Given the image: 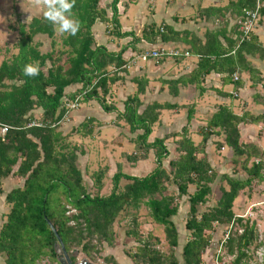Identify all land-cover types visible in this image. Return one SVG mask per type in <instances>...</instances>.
Returning a JSON list of instances; mask_svg holds the SVG:
<instances>
[{
    "label": "trees",
    "instance_id": "obj_1",
    "mask_svg": "<svg viewBox=\"0 0 264 264\" xmlns=\"http://www.w3.org/2000/svg\"><path fill=\"white\" fill-rule=\"evenodd\" d=\"M104 0H75L73 12L80 22L75 36L67 35L62 44L64 50L56 57L55 50L42 53L37 36L54 39L56 31L44 19L34 18L26 27L21 25L20 38L16 44L17 54L11 61H3L0 66V124L12 129L5 141L0 138V199L5 195L3 183L7 179H19L23 184L6 194L5 205L8 212L0 228V253L5 264H61L56 245L61 239L65 251L73 264L78 263L77 254L87 258L101 255L104 245L116 246L115 224L133 210L132 228L126 237L136 242L134 250L126 251V256L134 264H203V256L213 240L217 225H230L234 221L235 230L225 246L232 257L229 264H250L260 249L256 225L242 218H236L234 203L241 191L253 182L264 179V151L251 143L241 140V125H258L264 122V115L249 113L237 114L230 105L220 104L206 126L198 129L201 140L195 144L190 138V124L194 107L188 110L187 124L178 132L156 138L149 142L153 127L162 117V112L174 110L170 103H153L142 113L139 99L146 91L147 79L133 78L137 91L124 102V112L119 113L112 104V88L122 81L121 74L127 72L128 60L124 54L129 50L138 51L137 45L143 40L155 45L185 43L190 55L198 57L197 67L188 76L169 80L171 92L179 84L197 85L211 73L224 76L223 84L232 85L234 93L244 88L240 77L235 74L256 72L250 59L264 62V46L258 36L251 34L248 40L238 44L240 34L236 28L235 37L228 39L221 30H207L203 38L189 32H176L166 24H150L143 27L138 37L134 32H123L118 6L120 0H111L108 8L102 6ZM261 4L259 23L264 24V0H233L238 17L244 10H253ZM214 8L201 10L207 17L215 13ZM108 11L111 12L109 16ZM106 25L109 36L119 40L130 39L118 51H110L98 44L93 28L96 23ZM223 26L221 29H224ZM220 29V28H219ZM221 38L224 39L223 44ZM234 52V53H233ZM65 57L64 62L62 63ZM178 60V59H177ZM26 64L39 67V74L27 77L23 74ZM239 76V75H238ZM71 86H81L80 95L85 102H97L105 113H118L133 133L142 130L137 137L143 152L141 160H146L150 150L155 152L156 168L144 177L125 175L120 171L113 178V191L109 196H92L87 192L81 171L78 169V146H70L66 137L53 128L52 123L64 115L61 107ZM231 98L232 94H225ZM260 98V96H256ZM42 111L40 117L36 111ZM41 120L44 127H28L34 120ZM92 120L83 122L74 129L76 134L87 136L94 132ZM224 136L226 146L241 161L246 173L244 179L227 174L219 175L206 158L208 143L212 137ZM169 139L174 140L177 157L169 162L170 170L164 161L170 153L166 147ZM137 162L139 159L130 156ZM101 174L96 175V186H101ZM220 179L229 189L221 186V198L217 206L201 212L199 207L207 203L212 193V184ZM127 183L121 186V181ZM168 185H175L176 196L168 193ZM196 187L193 194L189 188ZM188 197L189 216L185 229L189 236L182 247L181 261L177 257L180 235L173 218L178 215V201ZM142 206L149 210L150 218L164 228L168 245L162 251L161 241L151 234L143 237L136 215ZM241 230V232H239ZM106 264H118L113 256H105Z\"/></svg>",
    "mask_w": 264,
    "mask_h": 264
},
{
    "label": "rangeland",
    "instance_id": "obj_2",
    "mask_svg": "<svg viewBox=\"0 0 264 264\" xmlns=\"http://www.w3.org/2000/svg\"><path fill=\"white\" fill-rule=\"evenodd\" d=\"M177 1L178 0H121V4H119L121 5V12L125 9L126 11L124 13L126 15L129 14L128 18L123 19L127 25L126 32H141L144 26L153 24L150 20L153 14L160 17V21L155 19L157 22L159 21V25L160 22L161 24H165L162 22L167 20L174 23V16L176 17V20H178V18H183L180 16H184L187 20V25L191 21H195V23L192 22L191 25H188L189 29H193L198 32L202 31L201 33L203 34L206 29L208 30L211 28V26H195L198 24L196 21L198 19L196 8L199 6V0H192L190 2L194 7V11L189 10V14L186 13L185 15H182L181 12L176 11L171 18L170 16L168 17V15L164 16L165 13L168 14L177 10L179 5H175ZM180 2H182L183 6H186L188 9L190 4L187 3L186 0H181ZM110 3L111 0H104L102 2V6L108 8ZM167 5L174 7L170 9ZM44 10L43 0H0V66L3 61H11L17 54L18 51L16 49V44L20 38L19 29L21 25H25L27 27L34 18L43 17ZM141 12L143 17H141ZM196 27L199 29L197 30ZM255 29L262 30L264 40V24H261L258 21ZM94 32L96 34L95 39L97 43L106 46L111 51L120 50L125 44H128L126 43L128 42L127 40H130L126 39L122 43V40L109 36L106 31V27L104 25H100V23H96ZM66 36V34H61L56 31L54 39H50L46 36H37L34 39V42L39 44L42 53H48L55 50V56L58 57L60 52L64 50L62 42ZM164 45L165 44L159 43L158 45H148L142 47V44L136 48L138 51H133V49L127 51L129 54L133 51V55H125L129 62L127 72L121 74L122 81H119L112 88L115 100L111 99V102L119 113L124 112L125 100L129 96H133L137 91V85L132 82L133 78H142V74L147 72L149 69L151 70L149 80L155 82L154 84L157 85V88L162 86V90H167L168 93L171 91L170 85L164 82L178 76V72L181 67H179V65L176 66L177 61L182 62L186 57L179 58L178 60L165 59L158 62L155 60H148L145 62L139 58L141 53ZM172 48L181 51L186 50L184 46H182V43L174 45ZM62 59L63 63L65 57H62ZM188 60L197 62V59L194 58H189ZM250 64L255 68L256 72L238 73L241 82L244 84L245 90L243 89L242 93L241 91H236L235 95V91L230 86V89L227 90L226 94H232V97L225 98L224 104L230 105L237 114L249 113L253 116H260L264 115V62L258 58H254L250 59ZM162 65H167L170 69L162 72L159 68ZM175 70L176 72H174ZM229 91H232L233 93H229ZM193 93H197L198 95L201 92L198 89H194ZM77 96H79V93ZM256 96H260V98H256ZM169 97L166 98L170 99ZM198 99L200 98H197L196 100ZM215 100L217 99L211 95L210 99L203 101V105L210 109L208 112L206 111L207 113H202L201 111L199 117L197 116L199 126L193 127L194 131L191 130L189 133V138L195 144H198L201 140V136L197 130L202 126H206L211 115L217 111L219 103H216ZM87 103L88 102L83 101L82 98L78 113L85 114V112H87L90 108L89 112L92 119V127L94 128V132L92 134H88L87 136L76 134L74 131L76 127H73L71 124H65L67 126L63 125L58 128H60L59 131L63 136H67L66 142L68 145L78 146L80 150L78 153L77 166L82 173L83 182L87 192L92 196H109L113 191V178L119 171L125 175L136 177H144L151 173L157 166L155 161V152L154 150H150L147 159L141 160L140 158L142 157L143 152L139 147L140 143L137 141V137L141 135L143 131L137 130L133 133L130 126L124 120L117 117L118 113H105L97 102H94L91 107L88 108ZM142 104L143 106L139 109V113H142L144 108L150 105L147 100H144ZM197 105L198 103L194 104V106ZM190 106L191 105H188L183 112H180V108L162 112L161 120L153 127V134L151 135L149 142H153L156 138H163L169 133L180 131L187 124V111ZM106 117L109 118V121L105 120ZM87 120L88 119H85V121ZM72 124H77L75 117ZM98 125L103 126H99L101 128L98 130ZM240 130L241 140L243 143L254 144L264 151V122H261L258 125H241ZM224 138V136H214L211 138L208 144L206 158L211 162L214 171L219 175L227 174L233 178L244 179L246 177V173L241 166L242 160H238V163L235 162L237 159L233 155V152L226 146ZM166 147L169 150L170 155L164 161V167L167 170H170L169 162L177 157L174 140L169 139L166 143ZM130 156H135L139 160L137 162H133L129 159ZM98 174L102 175L100 187L95 185L96 175ZM126 183L127 182L125 180H122L121 186ZM221 186L229 189V185L226 182L221 184L218 177L215 183L212 184V193L209 196L207 203L199 207L200 213L217 206L222 195L220 190ZM11 187L12 186L8 185V181H4V191L7 192L11 189ZM195 191V186H191L189 188L190 195ZM168 193L176 196L178 194L177 187L175 185H168ZM2 198L0 199V228L5 221V214L8 212V207L5 205V202L3 201L1 204ZM178 204V215L173 218V221L176 224L180 235V246L177 250V257L181 261L182 247L189 236L185 229V222L189 216L188 197H184L179 200ZM233 211L238 218H242L244 221H264V179L262 182H253L250 187L240 192L239 197L234 203ZM134 213L136 212L130 210L128 216L122 217V219H120L114 227L117 235V249L114 252H109V254L115 253L120 264H132V261L126 256V251L134 250L136 242L133 238L126 237V231L132 228V215H134ZM149 213L148 208H146V206H142L136 214L140 223L139 231L143 237H147L151 234L155 238H158L161 241V250L166 252L168 245L165 239L164 228L160 225H156L150 218ZM230 225L216 226L211 245L203 256V264H216L217 261L218 264L230 263L232 257L227 255L225 248L219 253L220 246L226 232L230 229ZM232 230H235V225ZM239 232H241V230H239ZM105 248H109L107 244L104 245V252L101 255H93L91 258H87L81 253L77 254V264H106L104 257L109 254L106 255ZM4 263V256L0 253V264ZM41 264H50V262L46 260Z\"/></svg>",
    "mask_w": 264,
    "mask_h": 264
},
{
    "label": "crops",
    "instance_id": "obj_3",
    "mask_svg": "<svg viewBox=\"0 0 264 264\" xmlns=\"http://www.w3.org/2000/svg\"><path fill=\"white\" fill-rule=\"evenodd\" d=\"M180 1L181 0H178L177 3L175 4V5L179 4L177 7V10H174L172 13H168V14L165 13L164 16L168 15V17L170 16V18H171L176 13V11L181 12L182 15L183 14L185 15L186 13L189 14V10L194 11V9H193L194 7L190 3L192 0H186L187 3L190 4L188 9L186 6H183L182 2H180ZM231 1H233V0H199V6L196 8V12L198 15V19L196 21L198 24L195 26H197V27H202V26H208L209 27V26H211V28H209L208 30H214V31L221 30V33L225 34V37H227L228 39L234 38L235 34H236L235 32H236V28H237V20L240 16L238 17L237 13L235 12L234 7L230 4ZM120 4H121V0H120ZM120 7H121V5H119V14H120L119 19H120V23L122 26V31L126 32L127 31V25L125 24L123 19L128 18L129 14L126 15L124 13L126 11L125 9L121 12ZM167 7H169L171 9L174 6L167 5ZM123 8H125V7H123ZM209 8L215 9L214 10L215 13L213 15L207 17L206 14H201V10L209 9ZM109 12L110 11H108V13ZM109 16H111V12H110ZM141 17H143L142 12H141ZM180 17H183V18H180V19L178 18V20H176V17L174 16L173 17L174 23L169 21V20L162 22V23H165L166 25L173 27V29L176 32H189V33L196 35L199 38H203L207 29L204 31L203 34L201 33L202 31L198 32L196 30L189 29L188 25H191L192 22L195 23V21H191L187 25V20L185 19V17L184 16H180ZM155 19H158L160 21V17H158L156 14H153V16H152V18H150V20L152 21L153 24L159 25V21L157 22ZM97 23H99V22H97ZM160 24H161V22H160ZM100 25H104V24L100 23ZM104 26L106 27V25H104ZM223 26H225V28L221 29ZM198 29L199 28H197V30ZM93 31H95V26L93 28ZM254 34L256 36H258L259 41L264 46L262 30L261 29H259V30L255 29ZM94 35L96 36L95 32H94ZM140 35H141V32L137 31L136 36L139 37ZM125 40L126 39L122 40V43ZM221 40H222L223 44H225L224 39L221 38ZM127 41L129 42L130 40H127ZM128 42H126V43H128ZM159 43H161V42L158 40L157 44H155V45H158ZM124 44H125V42H124ZM142 44H143L142 47H145L148 45H153V44L147 42L146 40H143L137 46H141ZM179 44L180 43H172L171 42V43L165 44L164 46L172 47L174 45H179ZM114 45H115V43H114ZM182 46H184V48L186 50L188 49V46L185 43H182ZM129 50H131V49H129ZM126 54H129V53L126 52L124 54V58L127 60V58L125 57ZM129 55H133V51H131V53ZM189 58L197 59V62H194L193 60L189 61L188 60ZM198 61H199V59L195 55H190L189 57H186L182 62L177 61L176 66L179 65V67H181L180 71L178 72L179 74L176 78L169 79V80H178L181 77L188 76L197 67ZM159 68L161 69L162 72L168 71L170 69V67L167 65H162ZM172 70H174V69H172ZM150 71L151 70L149 69L147 72L142 74V78L147 79L148 85L146 87L145 93L139 97L141 103H143L144 100H147L148 103H150V105H152L153 103H160V104L170 103V104H173L176 106L175 109L180 108L179 109L180 112H183L188 105L193 106L194 107V115H193V119L191 121L192 125L190 124V131L191 130L194 131L193 127L199 126L197 116L199 117V114L201 113V111H202V113H207L208 110L210 109L207 106L203 105V101L210 99V96L212 95L214 98L217 99V100H215L216 103H219V105L224 104V101L226 98L225 94H226L227 90L230 89L229 88L230 86L233 89L232 85H224L223 84L224 76H222L221 74H218V73H211L209 76H207L205 78V81L201 83L200 87H198L197 85L179 84V86L175 92V95H173L171 91L168 93L167 90H165V91L162 90L163 89L162 86L160 88H157L156 87L157 85L154 84L155 82H152L149 80L150 79L149 76L151 75ZM174 72H176V70ZM167 82H164V83H167ZM80 89H81V86H71V87L67 88L66 95L67 96L75 95V98H76V97H78L77 94L79 93L78 91H80ZM194 89L200 90L201 93L198 95H197V93L194 94L193 93ZM119 90H120V88H119ZM170 90H171V87H170ZM242 90H240L241 93L243 92ZM229 93H233V92L229 91ZM111 94H112L111 95L112 100H115L113 91H111ZM79 96H80V93H79ZM166 97H169L170 99H167ZM197 98H200V99L196 100ZM94 102L95 101L88 102L87 103L88 108L91 107V105ZM196 103H198V105L194 106V104H196ZM142 106H143V104H142ZM191 106L188 107V110L191 108ZM79 110H77L75 113L72 114L71 121L67 125L71 124L73 127L77 128L83 122H85V119L92 120L91 116H90V112H89L90 108L87 110V112H85V114H79L78 113ZM144 110H145V108H144ZM166 111H172V110H166ZM187 113H188V111H187ZM35 114H36V116L40 117L42 115V111L41 110L36 111ZM74 117L77 120V124H72ZM105 120L109 121V118L106 117ZM67 125H65V126H67ZM92 126H93V124L91 125V127ZM99 126H103V125H98V127ZM100 128L101 127H99L98 130ZM152 134H153V132H152ZM6 181H8V185L12 186V187L7 192L5 191V195L3 196L2 200H1V204L3 203V201L5 202L6 194L9 191H11L12 189L17 188L23 184V181L19 180V179L10 178V179H7ZM11 182H13V183H11ZM256 221L257 220H252L250 222L254 223L256 225L257 232L259 235V241H260L259 243L261 244V247L257 251L254 259L251 261L250 264H264V221H260V220H258L257 222ZM116 249H117V246L114 248H112V247L105 248V253H106V255H108L109 252H114ZM109 256H113L115 258V260L118 262V264H120L119 260L117 258V255L115 253H110ZM132 264H134V263L132 262Z\"/></svg>",
    "mask_w": 264,
    "mask_h": 264
},
{
    "label": "built area",
    "instance_id": "obj_4",
    "mask_svg": "<svg viewBox=\"0 0 264 264\" xmlns=\"http://www.w3.org/2000/svg\"><path fill=\"white\" fill-rule=\"evenodd\" d=\"M260 9H261V4L258 2L257 6L253 10H244L243 14L238 18L237 20V28L240 34V38L238 41V44L248 40L251 36V34L254 32L256 25L260 19ZM234 53V52H233ZM190 54L186 51H181L177 50L172 47H167V46H161L156 49L148 50L146 52H143L139 55V58L142 61H148V60H155V61H160V60H165V59H179V58H185L189 57ZM234 81L239 80V76L235 74L233 76ZM236 95V93H234ZM82 101L81 96L76 97L74 100L67 99L64 101L61 110L64 111V115L59 121H56L51 124L53 128H57L60 126H63L65 124L70 123L72 114L76 112L80 108V103ZM46 124L41 121V120H34L32 121L28 127H44ZM12 129V127L4 124H0V138L4 142L7 133ZM236 218H238L236 216ZM234 221L230 225V229L226 232L225 237L222 241V244L220 246L219 253L221 252L222 249L225 248L230 235L232 233V229L234 228ZM218 264V261L216 262Z\"/></svg>",
    "mask_w": 264,
    "mask_h": 264
},
{
    "label": "clouds",
    "instance_id": "obj_5",
    "mask_svg": "<svg viewBox=\"0 0 264 264\" xmlns=\"http://www.w3.org/2000/svg\"><path fill=\"white\" fill-rule=\"evenodd\" d=\"M43 17L53 27L54 31L69 36H75L80 29V22L75 17L73 8L75 0H43ZM23 74L27 77H35L39 74V67L34 64H26Z\"/></svg>",
    "mask_w": 264,
    "mask_h": 264
},
{
    "label": "water",
    "instance_id": "obj_6",
    "mask_svg": "<svg viewBox=\"0 0 264 264\" xmlns=\"http://www.w3.org/2000/svg\"><path fill=\"white\" fill-rule=\"evenodd\" d=\"M52 230L58 239V244L56 245V248H57L58 253L60 254V257H59L60 263L61 264H73L71 262L69 256L67 255V253L65 251V247H64L61 239L59 238L57 232L55 231V229L53 227H52Z\"/></svg>",
    "mask_w": 264,
    "mask_h": 264
}]
</instances>
